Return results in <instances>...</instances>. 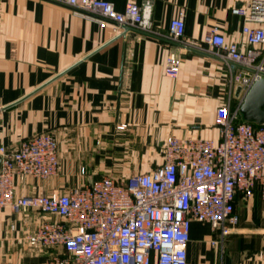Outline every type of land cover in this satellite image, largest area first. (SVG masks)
Listing matches in <instances>:
<instances>
[{"label": "crops", "instance_id": "obj_1", "mask_svg": "<svg viewBox=\"0 0 264 264\" xmlns=\"http://www.w3.org/2000/svg\"><path fill=\"white\" fill-rule=\"evenodd\" d=\"M108 1L123 11L146 0ZM152 1L154 32L143 33L117 32L50 0H2L0 147L45 132L58 142V172L16 176V196L63 194L105 176L126 181L163 163L169 135L220 139L216 113L237 65L211 52L209 32L217 26L227 42L246 45L245 21L233 13L244 0ZM181 9L187 46L168 38ZM171 51L181 58L177 77L165 73ZM235 205L239 221L224 238L210 223L192 222L188 264H264V199L238 194ZM45 220L62 218L0 209V264L46 262L53 249L27 239Z\"/></svg>", "mask_w": 264, "mask_h": 264}, {"label": "built area", "instance_id": "obj_2", "mask_svg": "<svg viewBox=\"0 0 264 264\" xmlns=\"http://www.w3.org/2000/svg\"><path fill=\"white\" fill-rule=\"evenodd\" d=\"M50 1L103 27L112 24L117 32L127 27L154 32L152 0L130 2L123 11L108 0ZM233 13L245 21L246 45L227 42L217 26L208 38L216 57L237 65L228 77L229 100L217 109L218 141L169 135L163 143V163L126 181L105 176L63 194L21 196L15 195L16 176L45 179L58 172V142L45 132L22 140L15 149L0 147V209H35L62 218L45 220L27 237L31 245L53 249L46 262L4 264H188L193 221L210 223L224 238L239 221L238 194L249 200L259 193L264 199V123L255 125L240 111L243 96L264 78V0H244ZM2 26L0 0V37ZM185 30L181 9L170 22L168 38L187 46ZM180 70V55L171 51L165 73L177 77ZM238 87L239 102L233 106ZM219 243L212 240L213 245Z\"/></svg>", "mask_w": 264, "mask_h": 264}, {"label": "water", "instance_id": "obj_3", "mask_svg": "<svg viewBox=\"0 0 264 264\" xmlns=\"http://www.w3.org/2000/svg\"><path fill=\"white\" fill-rule=\"evenodd\" d=\"M129 29L131 28L127 27L125 30L128 31ZM240 92L241 87H238L236 95L239 96ZM240 111L245 120L256 124L264 123V78L257 80L243 96Z\"/></svg>", "mask_w": 264, "mask_h": 264}, {"label": "trees", "instance_id": "obj_4", "mask_svg": "<svg viewBox=\"0 0 264 264\" xmlns=\"http://www.w3.org/2000/svg\"><path fill=\"white\" fill-rule=\"evenodd\" d=\"M252 123H254V122H252ZM255 125H257L256 123H254Z\"/></svg>", "mask_w": 264, "mask_h": 264}]
</instances>
